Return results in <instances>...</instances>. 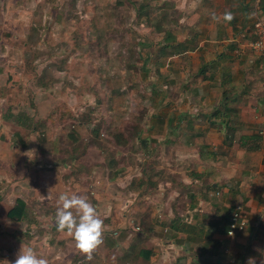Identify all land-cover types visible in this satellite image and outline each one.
Returning <instances> with one entry per match:
<instances>
[{"label":"rangeland","instance_id":"obj_1","mask_svg":"<svg viewBox=\"0 0 264 264\" xmlns=\"http://www.w3.org/2000/svg\"><path fill=\"white\" fill-rule=\"evenodd\" d=\"M149 2L0 0V264L25 247L48 264L124 259L118 216L99 208H117L118 165L134 158L132 133L157 110L152 31L164 8ZM65 192L87 197L107 225L91 260L56 227ZM15 199L25 205L17 223L5 218Z\"/></svg>","mask_w":264,"mask_h":264},{"label":"crops","instance_id":"obj_2","mask_svg":"<svg viewBox=\"0 0 264 264\" xmlns=\"http://www.w3.org/2000/svg\"><path fill=\"white\" fill-rule=\"evenodd\" d=\"M149 5L164 8L152 31L157 110L119 161L117 208H99L118 216L119 264H264V55L249 46L264 0ZM235 208L246 228L228 237Z\"/></svg>","mask_w":264,"mask_h":264},{"label":"clouds","instance_id":"obj_3","mask_svg":"<svg viewBox=\"0 0 264 264\" xmlns=\"http://www.w3.org/2000/svg\"><path fill=\"white\" fill-rule=\"evenodd\" d=\"M225 20H231V13L224 14ZM55 222L58 231L71 237L76 248L89 260L103 244L104 221L96 207L85 196L61 193L58 197ZM15 264H48V260L39 257L31 247L20 250ZM249 264H253L252 261Z\"/></svg>","mask_w":264,"mask_h":264},{"label":"built area","instance_id":"obj_4","mask_svg":"<svg viewBox=\"0 0 264 264\" xmlns=\"http://www.w3.org/2000/svg\"><path fill=\"white\" fill-rule=\"evenodd\" d=\"M253 3H258L259 0H251ZM251 50L264 55V21L255 24L254 38L250 42ZM262 128H264V116L260 122ZM246 228L245 217L240 212L239 208H235L229 215L227 220L226 236L232 237L236 233L244 231Z\"/></svg>","mask_w":264,"mask_h":264},{"label":"trees","instance_id":"obj_5","mask_svg":"<svg viewBox=\"0 0 264 264\" xmlns=\"http://www.w3.org/2000/svg\"><path fill=\"white\" fill-rule=\"evenodd\" d=\"M93 135L95 137L97 136L96 130ZM70 139L72 142H75V138L73 136ZM24 210V203L19 199H15L14 205L6 212V218L15 223L20 222L23 219Z\"/></svg>","mask_w":264,"mask_h":264}]
</instances>
